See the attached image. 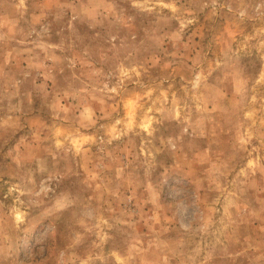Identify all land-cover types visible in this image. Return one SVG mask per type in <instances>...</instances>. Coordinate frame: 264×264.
Masks as SVG:
<instances>
[{"label":"rangeland","instance_id":"rangeland-1","mask_svg":"<svg viewBox=\"0 0 264 264\" xmlns=\"http://www.w3.org/2000/svg\"><path fill=\"white\" fill-rule=\"evenodd\" d=\"M0 264H264V0H0Z\"/></svg>","mask_w":264,"mask_h":264}]
</instances>
